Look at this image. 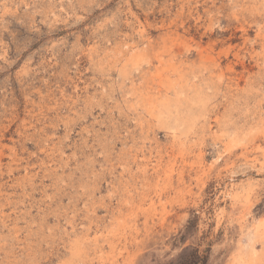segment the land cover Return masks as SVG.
<instances>
[{
	"label": "rangeland",
	"instance_id": "obj_1",
	"mask_svg": "<svg viewBox=\"0 0 264 264\" xmlns=\"http://www.w3.org/2000/svg\"><path fill=\"white\" fill-rule=\"evenodd\" d=\"M190 250L264 264V0H0V264Z\"/></svg>",
	"mask_w": 264,
	"mask_h": 264
},
{
	"label": "bare ground",
	"instance_id": "obj_2",
	"mask_svg": "<svg viewBox=\"0 0 264 264\" xmlns=\"http://www.w3.org/2000/svg\"><path fill=\"white\" fill-rule=\"evenodd\" d=\"M141 29V28H140ZM143 33V32H142ZM143 36V35H142ZM176 69V68H175ZM174 72H176V70L174 71ZM179 75V74H178ZM182 75V74H181ZM170 76V75H169ZM173 77V76H172ZM175 79V78H174ZM173 79V80H174ZM180 79V78H179ZM156 81V80H155ZM163 81V80H162ZM166 81H168V80H166ZM164 82V81H163ZM172 82H174V81H172ZM168 83V82H167ZM170 83V82H169ZM178 83V82H177ZM161 84H162V82H161ZM164 84H165V82H164ZM163 85V84H162ZM170 85V84H169ZM174 85H176V83L174 84ZM173 86V85H172ZM178 87H180L179 85H177ZM183 86V85H182ZM168 87H170V86H168ZM167 87V88H168ZM166 88V87H165ZM175 88V87H174ZM169 91V90H168ZM172 91H174V90H172ZM178 91V90H177ZM170 92V91H169ZM179 92V91H178ZM155 94V93H154ZM178 94V93H177ZM153 95V94H152ZM160 97V96H159ZM196 97V96H195ZM153 98V97H152ZM157 98V97H156ZM198 99V98H197ZM165 101V100H164ZM160 102V101H159ZM196 102V101H195ZM199 102V101H198ZM198 102H196V103H198ZM166 103V102H165ZM165 113V112H164ZM168 113V112H167ZM166 114V113H165ZM173 114V113H172ZM167 115V114H166ZM168 115H170V114H168ZM174 116V115H173ZM247 188V187H246ZM250 188V187H249ZM248 188V189H249ZM248 189H246V190H248ZM243 190V189H242ZM245 191V190H244ZM251 192V191H250ZM248 209H249V205H245V204H241V206H239V207H236L235 209H234V211L232 210V212H233V216L235 215V216H238V217H243L244 215H246L247 214V212H248ZM240 219V218H239ZM243 219H244V217H243ZM251 232V231H250ZM249 234V233H248ZM253 237H254V235L252 234H250V236L248 237V239L246 240V242H245V245H244V248H245V250L247 251L248 249H249V247H250V243H251V241L253 240ZM254 240H255V237H254ZM248 252V251H247ZM245 253V252H244ZM253 253V252H252ZM246 254V253H245ZM250 260H251V258H250ZM244 263V262H243ZM241 264V263H240Z\"/></svg>",
	"mask_w": 264,
	"mask_h": 264
},
{
	"label": "trees",
	"instance_id": "obj_3",
	"mask_svg": "<svg viewBox=\"0 0 264 264\" xmlns=\"http://www.w3.org/2000/svg\"><path fill=\"white\" fill-rule=\"evenodd\" d=\"M205 257L199 254L198 250L184 251L179 257L177 264H204Z\"/></svg>",
	"mask_w": 264,
	"mask_h": 264
}]
</instances>
